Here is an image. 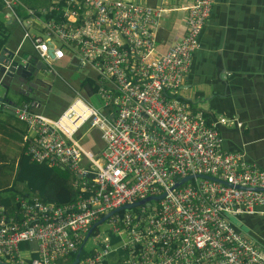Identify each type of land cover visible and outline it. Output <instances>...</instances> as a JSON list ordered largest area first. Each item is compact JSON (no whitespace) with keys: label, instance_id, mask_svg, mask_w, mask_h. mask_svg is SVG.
Instances as JSON below:
<instances>
[{"label":"built area","instance_id":"obj_1","mask_svg":"<svg viewBox=\"0 0 264 264\" xmlns=\"http://www.w3.org/2000/svg\"><path fill=\"white\" fill-rule=\"evenodd\" d=\"M2 2L10 21L42 26L45 37L24 30L23 38L48 72L58 75L62 60L83 71L106 113L76 96L52 117L0 92V112L25 125L24 155L72 181L55 202L23 193L0 199V264H57L80 248L77 264H108L115 250L121 264H264V247L231 221L264 217V170L224 149L220 126L241 123L208 122L179 94L215 0H48L26 20L20 0ZM178 11L185 32L168 44L165 19ZM90 130L100 150L81 145ZM110 213L105 234L92 237Z\"/></svg>","mask_w":264,"mask_h":264},{"label":"crops","instance_id":"obj_2","mask_svg":"<svg viewBox=\"0 0 264 264\" xmlns=\"http://www.w3.org/2000/svg\"><path fill=\"white\" fill-rule=\"evenodd\" d=\"M20 1L25 8L19 13L17 11V14L23 20L29 19L28 9L45 7L35 6L38 3L35 0L34 7L28 6L23 0ZM175 1L180 6L188 2ZM147 2L151 5L157 4L156 0ZM6 15L8 11L3 7L0 21L9 26L5 47L17 56L23 53L35 56L30 42L23 38L24 30L45 37L42 26L37 23L17 25ZM184 32L185 13L178 11L167 15L162 34L167 43L178 41ZM160 49L165 51L167 47L160 46ZM67 66L68 61L62 60L57 62L54 68L60 73L59 70H66ZM70 68L83 73L74 67ZM59 73L53 87L61 85V88L67 89L59 80ZM87 84L92 87L91 81L84 78L81 87ZM181 90L186 91L185 98H182L188 101L193 109L202 111L208 122L225 117L234 118L241 123L239 128L220 126L224 149L240 153L247 162L264 170V0H215L212 14L200 36L199 49ZM64 92L61 98L49 95L45 102H41L42 106L36 107L35 110L39 109V112L51 116L48 108L56 107L58 110L57 107H62L64 101L69 104L76 97L71 89ZM20 96L26 103L27 98ZM194 104H197L198 108ZM92 136L90 142L95 144L96 151L97 142L95 139L91 140H98L99 135L94 131Z\"/></svg>","mask_w":264,"mask_h":264},{"label":"trees","instance_id":"obj_3","mask_svg":"<svg viewBox=\"0 0 264 264\" xmlns=\"http://www.w3.org/2000/svg\"><path fill=\"white\" fill-rule=\"evenodd\" d=\"M28 6L34 7L35 1L38 3L35 6H47L48 0H23ZM3 3L0 1V12L3 10ZM16 10V9H15ZM18 13L21 11L17 7ZM9 26L0 21V51L6 46L8 40ZM26 102H30L28 98ZM68 105V101H64L62 107L48 108L52 117L58 116ZM37 109V108H36ZM39 110V109H38ZM37 110V112H39ZM18 120L13 115L0 112V168L12 164L10 171L14 173L15 183L21 184L22 187L11 186L5 190H0V199L3 198L7 203L9 197L16 194H27L34 196L44 202H55L57 197H60L62 189L71 191V178L65 171L56 168H49L43 164L33 163L27 156L24 155L21 146V133L24 132L25 125L19 126ZM2 178H0V182ZM111 244L115 246L117 239L110 236ZM81 259L85 257V252H80ZM75 258L71 259L72 263ZM70 260V259H69ZM122 253L120 250H115L109 255L108 264H121ZM71 263V264H72Z\"/></svg>","mask_w":264,"mask_h":264},{"label":"rangeland","instance_id":"obj_4","mask_svg":"<svg viewBox=\"0 0 264 264\" xmlns=\"http://www.w3.org/2000/svg\"><path fill=\"white\" fill-rule=\"evenodd\" d=\"M163 0H161L162 2ZM187 5H181V7ZM23 8H25V6H20V9L23 10ZM180 16V15H179ZM63 44L57 42V46H62ZM57 69V68H56ZM60 73L59 75L61 76V78H59V80L61 81V83L63 85H65L67 87V89H71L73 90V92H75L74 94H76V96L80 97L83 99V101L88 104L89 106H92L96 109H98L99 111H101L102 113H106V110H102V106L103 103L102 101L93 93V91H91V86H89V84L85 85L83 88L81 87V83L84 80V78H86V75H84L82 72H79L77 70H74L72 68H70V66H67V69L62 71L61 69L59 70ZM56 81V80H55ZM57 82V81H56ZM65 87L64 89L60 87H58L57 85L53 87L50 95L54 96L55 98H61L64 96L65 94V90H67ZM0 92H3L2 90H0ZM179 94L185 98L186 96V91L185 90H180ZM6 97L9 101H11L12 103H14L16 106H21L24 104V100L22 98V96L13 93L11 91H8L6 94ZM26 102V100H25ZM194 106L196 108H198L197 104H194ZM19 126L24 125L22 122H18ZM93 130L88 131L87 133H83L81 134L80 137V143L81 145L86 149V150H90L91 152H94L95 150V144H92L90 142V139L93 134ZM96 140L97 142V146H98V150H100V144L98 142V140L96 138H92L91 141ZM95 156V154H94ZM96 157V156H95ZM12 164H10L8 162V165H4L3 167L0 168V178H2V181L0 182V190H5L8 187L14 186L16 185L14 179V173H12L10 171ZM15 187H18L19 189L22 187L21 184L17 183V185ZM63 195L60 196V198H62ZM240 228H242L243 233L247 232L250 234V237L257 242L260 246L264 247V218L258 217V216H244L241 217L239 219V221H235ZM105 230H106V225L104 223L100 224L94 231L92 237H94L95 235L99 234V235H104L105 234ZM91 245L90 240L86 243L85 249L89 248ZM72 260H68V259H62L59 260L57 262V264H71Z\"/></svg>","mask_w":264,"mask_h":264},{"label":"water","instance_id":"obj_5","mask_svg":"<svg viewBox=\"0 0 264 264\" xmlns=\"http://www.w3.org/2000/svg\"><path fill=\"white\" fill-rule=\"evenodd\" d=\"M6 54V56H5ZM24 54V53H23ZM15 55L4 47L0 52V81L1 88L5 91L16 92L25 96L36 107L42 106L41 102H45L53 88V82L57 78L55 73H49L45 63L40 61L37 57L31 54ZM190 178V177H187ZM187 180L183 179L181 182ZM216 180V179H214ZM218 181V180H216ZM220 182V181H218ZM226 184V183H223ZM163 196V195H162ZM162 196L155 197L159 200ZM153 198H148L149 201ZM139 202L138 204H141ZM134 204L133 206H136ZM132 206L126 205L123 208H130ZM112 213L105 215L92 226V229L106 220ZM237 232H243L242 228L231 219ZM238 222V221H237ZM90 233V232H89ZM247 233V232H244ZM81 248L76 254L75 260L72 264H77L79 261Z\"/></svg>","mask_w":264,"mask_h":264},{"label":"bare ground","instance_id":"obj_6","mask_svg":"<svg viewBox=\"0 0 264 264\" xmlns=\"http://www.w3.org/2000/svg\"><path fill=\"white\" fill-rule=\"evenodd\" d=\"M5 93V92H4Z\"/></svg>","mask_w":264,"mask_h":264}]
</instances>
